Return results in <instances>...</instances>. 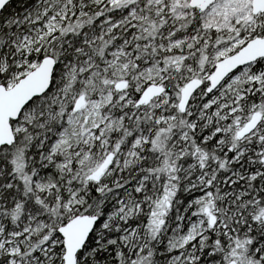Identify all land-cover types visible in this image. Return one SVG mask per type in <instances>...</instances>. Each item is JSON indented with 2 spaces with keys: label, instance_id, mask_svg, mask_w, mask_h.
<instances>
[{
  "label": "snow or ice",
  "instance_id": "obj_1",
  "mask_svg": "<svg viewBox=\"0 0 264 264\" xmlns=\"http://www.w3.org/2000/svg\"><path fill=\"white\" fill-rule=\"evenodd\" d=\"M0 264H264V0H0Z\"/></svg>",
  "mask_w": 264,
  "mask_h": 264
}]
</instances>
